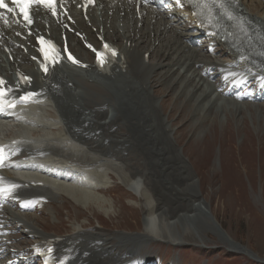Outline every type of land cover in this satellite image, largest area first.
<instances>
[{
  "label": "bare ground",
  "instance_id": "6f19581e",
  "mask_svg": "<svg viewBox=\"0 0 264 264\" xmlns=\"http://www.w3.org/2000/svg\"><path fill=\"white\" fill-rule=\"evenodd\" d=\"M240 4L242 10H244L246 6V9H248L249 11H251V5H255L256 8H259L260 5L261 7H264V5L258 0H240ZM121 12H124L123 19L119 18V14ZM246 13L251 16V21L257 23L261 28H258L257 30L260 37L256 40L262 46V50L256 58L260 64H254L249 61H244L245 63L243 64L239 52H232L230 61L226 60L221 62L229 66L238 67L240 70L245 72L248 70H250L251 72L252 70H255L256 74L262 75L264 74V32L261 25L264 26V23H260V21L255 18L253 13ZM128 14H130V17L128 16ZM165 14L167 15V18H170V16L172 15L173 18L176 19L179 26L183 22H185L195 28L191 17L183 8L172 7V10L165 12ZM259 14L260 16L263 15L264 11H260ZM159 15L161 14L157 12V16ZM105 17H107V15H100L99 17L94 16V18L92 19V23L98 29L100 28V20L104 23V25L107 24L108 29L106 31L104 27H102L100 30L101 34L107 35L106 38L111 42H114L115 40H117V38L120 39L119 43H116V45L125 54V70L121 69L120 64H116L112 66L111 72L108 76L99 72H95L94 68L91 65L93 60L92 55H90V53L86 49L82 48L78 43H76V45H72L71 48L76 54L77 58L85 63L90 62V66L87 69L82 70L74 68H71L69 70L66 68V76H64L63 74L59 75V72L55 73L53 76V80L57 82L58 79H62L61 85L59 86L57 84L56 86H52L48 90L49 93L54 95V99L51 102L47 101L45 107L40 112H38V115L35 116L34 121L32 122V129L29 130L28 128H24V126H21L19 124L11 125L9 122L2 121L0 122V138L5 136H9L11 137V139L20 137V142L22 144L21 150H35L36 154H39L40 159H42L43 161L42 164H40V169L44 172V177H53V172H50L53 165H51L50 167H46L44 165L45 161H49L48 157H51L54 162H60V167L62 169L74 167L85 172L88 179L90 180V183L93 185L95 181L92 180L94 178L91 177H93L94 175L91 176V173H97L102 170V168H106L105 165H109L117 174L115 175V178L122 184L126 185V187L133 192L134 196L140 197V199L144 200L145 198L147 199L148 191L143 187V171H139L140 173L138 174L133 173L134 175H131L128 172L125 173L123 172L124 169L122 157H119L117 155H107L104 152L105 150L101 153H96V146L103 142H106L107 140L105 137H103L102 131L105 130L108 126H117L119 134H122L119 129L124 118L121 115L120 117L116 116L118 115V113L115 114L120 108L123 109V107H121L122 105H120L122 104V102H124L126 107L128 105L127 98H129L131 102H135L137 104L144 102L145 100L143 98H140V94L142 91H144L147 95H151L155 103L157 97L159 99V102L155 105V112H157L161 116L160 120L162 126L165 127V125L162 123V119H164V123L168 128L166 127V132L164 131L167 137L160 139L159 141L160 135L157 132L154 134V138L158 139L159 142L157 140L156 142L159 143V148L160 146L166 145V147L172 150L174 153V148L169 143L176 142L174 140L175 137L173 136L175 132H183L187 128L189 136H191V133L194 130L193 125L196 123L191 122L187 126L181 123L179 126H176L181 121H174L173 123L175 124L174 127L176 129L172 130V127L168 123V120L171 121V116L173 115L174 107L176 105L181 104L184 113L189 110L192 111L193 109L195 117L198 120H202L200 118H204L205 114L209 115L213 113V110L211 109L212 107L216 108L214 114L219 111L223 113H233L237 109L241 110L240 106L244 105L245 107L248 103L239 104L235 101H225V98L217 97L214 92L217 90L219 83H217L215 90H213L212 87H209L208 83L202 78V76L198 75L197 72H195L196 69L193 63L189 61V55L187 56L185 53V49H183L179 45V42L181 43V40L177 37V35L173 32L170 36L165 38L166 34L168 33V30L165 28V24L167 23L165 20H159L158 22L155 20L153 22V29H150L148 27L153 21V18L150 17L146 19L145 27L136 30L131 11H127L126 9L114 10L113 21L116 22L115 24L113 22L105 20ZM159 24H161L162 26L158 27ZM151 31L154 32V35H156V33L158 32V34L160 35L159 42L162 39L166 43L165 47L163 46V43L161 44V46H163V51L166 52L167 50H170V52L174 53V55H176L178 59L174 62H168L166 64V70L164 71V73H162L160 70L158 72H155L158 69L153 65L157 61L154 59L155 53L158 58L159 56H161L163 51L159 50V46H157V49L155 48V45L158 44L156 43L155 38L151 37ZM87 35L89 36L90 40L94 42V39H91V35H94V33L91 34L87 32ZM128 42L130 43V45L127 47ZM169 43H171V47L167 49V44ZM147 51H150V58L153 59V64H147L143 61V54ZM192 53L196 54L195 51ZM164 57L166 59L168 56H162V58ZM2 58L3 55L0 54V71L2 74H7L10 77L8 72L11 69L7 65L2 63ZM16 58L23 61L24 57L16 54ZM88 58H91V60H89ZM179 61H181V65H177L179 64ZM259 67L260 69H258ZM20 68L27 75L34 77L33 85L40 86L38 78H36V71L33 69L31 63L21 64ZM212 74L215 75L214 72ZM227 74L228 73L226 72V75ZM145 83H149L151 88L154 89V92L157 91L160 87L158 96L153 94L150 87L146 86ZM104 85H106L107 88ZM154 85L155 87H153ZM234 86L238 87L235 83L232 84L231 87ZM252 86L253 85H250V87ZM175 87L176 94H174L171 101H168L165 96L168 95ZM256 92L258 98L264 95V85L259 87ZM198 99H205L206 103L202 104L201 107L196 109L197 107L194 104L197 103ZM167 103H169L170 106H167ZM182 103L189 105L184 106ZM148 104L151 106V102H148ZM105 105L106 107L104 108ZM161 105L163 106V108ZM55 107L56 111L54 110ZM111 108H116V111L111 110ZM135 109L140 112V119H144V124H146L148 129L151 130L156 128L157 122L152 120L150 116H146V112H144L142 106L139 105L135 107ZM161 112H164L166 115L162 116ZM148 114H150V112ZM100 116L101 118H99ZM140 119L139 116L136 117L137 122L140 121ZM49 121L51 126L48 124ZM131 121L135 123V121H133L132 119ZM53 128H57V130L52 131ZM227 129H229V126H227ZM117 130L114 131V135L117 133ZM113 134H111L110 137H112ZM147 135H149V133ZM171 136L173 139H171ZM132 137L136 138L137 140H140L142 138L141 135L133 136L127 134L126 144L131 143L130 139ZM112 139L113 137L110 138L108 142ZM144 146L147 145H143L140 149H145ZM159 150V154L160 156H162V148H160ZM91 151H95V153ZM165 152L169 153V150L165 149ZM175 156L176 159L174 161H178L181 163L183 162L182 160L177 159V155ZM108 157L111 159H109ZM20 167L27 166L23 165ZM11 168L12 170H4L5 175L9 180L14 181L15 179L19 178L20 182L24 180V183H29L30 180L33 179L32 176L30 178L23 179L26 176L25 172H16V166H11ZM103 171L105 174V172L110 170L107 166V168L105 170L103 169ZM114 171L112 172L114 173ZM112 172L106 173V176L112 178ZM162 176L161 174H157V177L160 179L158 180L159 182H166V184H168L166 185L168 195L171 194L174 190H177L179 192L175 195H170L169 200L163 198V201L167 202L165 206L161 202L158 203L157 201L155 205H148V212H152L153 214H151V217H148L147 221L144 222L141 234L144 237L150 238L147 240L148 242H150V245L151 241H153L151 239H158L163 243H179L178 239H182L183 236L191 233V230L186 225H183L182 229H180L179 237H177L174 232H172V229L176 227L177 219L181 217L184 218L185 215L177 213L178 217L175 219L174 213L178 212V205H176L175 207L172 205L173 208H171L170 203H176V201L183 200L182 196L183 194L185 195V189H179L178 185H173V183L166 180V178H162ZM41 180L44 181L43 179ZM100 183L102 182H99V185ZM103 183L105 184V179ZM188 185L190 187L196 185V183H193L191 181L190 183H188ZM114 186L119 187L115 184ZM92 187L95 192L75 189L72 191L61 188L63 191L53 193L55 187L52 184H45L43 187H35L33 189L23 188L21 189V192L23 194H36L47 197L48 202L50 203V205H46L48 207H51V205H53V199L61 195H65L66 197H73V200L74 198H76L75 200H77L80 205L83 202L86 203L87 201L93 200L91 198V195L95 196L94 200L98 202L102 201L101 199L97 200L96 194L92 193L103 194L106 189H108V187L106 185ZM81 188L85 187L81 186ZM163 190L160 191L163 192ZM12 195L14 197H18L20 196V193L15 190L12 192ZM153 197L156 198L154 195ZM192 197L194 201L197 200L194 196V193L192 194ZM193 200L191 202H193V204L197 206L198 203L194 202ZM29 203L30 201H27L25 206L28 207ZM10 206L11 204H9L8 208L1 207L0 209V219L3 222L2 224H0V230L2 231V227L8 226L7 231L13 230L12 234L10 235L11 238L16 237L18 240L16 243H11L7 239H0V247L6 246L5 248L0 249V251H4L6 254H8L7 258H14L18 254H22L21 252L24 248V243H27V246L37 240L34 239L31 241L29 240V238H25V236L28 237L30 233L41 236L40 239L63 236L54 233L48 234L43 230L42 226L44 225L41 224V221H39L37 217L33 216V213H20L17 210L10 208ZM199 206L201 207V205ZM168 211L172 212V215L169 218ZM195 217H199L203 220V218L198 215H195ZM165 220L166 222H164ZM33 221L34 224L32 223ZM35 224H39V226L42 227V230L39 229ZM99 227L102 229H89L83 227L81 224H75L73 229H71L70 232L64 235L65 239L63 241V244H65V242L67 241H70V247H72L73 251L68 254L61 255V260L65 264H135L137 260V253L142 254L144 253V251H146L144 242L140 240L142 237L139 236L140 239H137V237H135L134 245L133 239H127L124 235H119L117 232H112V234H118L110 235L112 236V238H110L109 235L100 234H110V232L108 230L103 231L104 227L102 225H99ZM8 234L9 233L7 232L6 236H8ZM62 248L67 249L68 247L66 245H62L59 250H62ZM129 260L131 262H129ZM30 261V259L21 258L16 262L18 264H28L30 263Z\"/></svg>",
  "mask_w": 264,
  "mask_h": 264
},
{
  "label": "rangeland",
  "instance_id": "374dc122",
  "mask_svg": "<svg viewBox=\"0 0 264 264\" xmlns=\"http://www.w3.org/2000/svg\"><path fill=\"white\" fill-rule=\"evenodd\" d=\"M154 59H158L156 53ZM145 84L150 87L153 94L158 96L160 87L154 92L149 83ZM174 94H176V87L165 98L171 101ZM146 95L144 91L140 94V98L145 100L142 102L144 105L131 102L129 98H127V107L124 102L120 104L123 109L117 108L118 111L115 114L118 113L116 116L121 115L124 118L119 129L122 134H119L117 126H108L102 131L103 137L107 140L96 146V153L105 150L107 155L122 157L125 173L134 175L133 173L138 174L143 171V187L148 191V200L145 198L144 201L134 196L126 185L115 178L117 174L109 165L107 166L110 171L104 174L103 169L107 168L105 165L106 168H102L97 173H91V176L94 175L91 178L95 181L93 186H101L99 182L103 183L104 179L106 184L110 181L108 179L110 177L107 176V178L104 175L114 171L110 178L113 179L110 188L103 194H96L97 200L102 201L94 200L95 196L91 195L93 200L80 205L76 198L73 200V197L55 201L63 195L58 196L53 199V205H51L57 219L49 218L43 209L34 213V217L38 216L37 219L44 225L43 230L54 234H66L75 224H81L89 229H102L99 227L102 225L103 231L108 230L110 234L99 232L100 234L109 235L110 238H112L110 235H124L127 239H133L134 245L135 237L140 239V236L146 251L142 254L137 253L135 264H264V130H262L264 106L250 103L242 110L237 109L233 113L219 111L216 114H214L216 108L212 107L213 113L209 115L214 114L213 116L205 114L204 118H200L202 120H198L193 109L184 113L182 105L178 104L174 107L171 121L168 120L172 130L176 129L173 122L178 120L181 122L176 126L181 123L187 126L191 122H196L193 125L194 130L191 136L187 128L183 132H175L173 136L177 139L174 138L176 142L169 143L175 153L164 145L165 147L160 146L164 154L160 156L159 143L156 142L158 139L154 138V134L159 133V141L167 137L165 134L167 125L162 119L165 127L162 126L161 116L155 112L156 103L151 95ZM148 102H151L152 107ZM204 103H206L205 99H198L194 105L198 109ZM139 105L142 106L147 117L150 116L157 122L156 128L148 129L144 119H140V112L135 109ZM167 106L170 104L167 103ZM111 110L116 111V108ZM161 115L166 114L161 112ZM138 116L140 121L137 122ZM116 130L117 133L114 135ZM111 134L114 140L108 142L112 138ZM127 134L141 135L142 138L137 140L132 137L131 143L126 144ZM143 145L147 146L141 150ZM165 149H168L169 153H166ZM91 152L95 153V151ZM174 154L183 162L174 161L176 159ZM157 174L163 175L162 178H166L173 185H178L179 189H185L183 200L170 203L171 208H173L172 205L174 207L178 205V212L174 213L175 219L178 217L177 213L185 215L184 218L177 219L176 227L172 229V232L179 237V231L183 225L191 230V233L178 239L177 245H173L172 242L163 243L158 239H151L153 241L150 245L147 241L150 238L141 234L144 222L153 214L148 212V205H155L157 201L165 206L167 202L163 201V198L169 200L170 195L179 192L174 190L173 194L168 195L166 188L168 184L159 182ZM191 181L196 185L189 187L188 183ZM193 193L197 199L195 201L192 197ZM192 200L198 205H194ZM171 215L172 212H169L168 218ZM35 225L42 230L39 224ZM112 232L118 234H112Z\"/></svg>",
  "mask_w": 264,
  "mask_h": 264
},
{
  "label": "snow or ice",
  "instance_id": "6c2138e0",
  "mask_svg": "<svg viewBox=\"0 0 264 264\" xmlns=\"http://www.w3.org/2000/svg\"><path fill=\"white\" fill-rule=\"evenodd\" d=\"M12 2L15 4L16 8L9 7L5 0H0V8L7 9L8 12H14L16 9H19L20 14L23 16V18L30 24L32 23L31 19V5L36 4H44L47 7H52L51 3H48L47 0H28V2H24V0H12ZM189 4H195L197 7H202L203 9H207L209 13V17L212 15L213 7H219L221 9L225 10V14L228 15L229 19H232V16L230 13L227 12V9L225 7V4L223 0H186ZM177 3H181V0H177ZM41 43H47L50 44V42L41 41ZM107 47V46H106ZM44 52L45 58L47 59L49 56V52L45 51L43 48L41 49ZM51 51H52V58L55 59V56L57 53L55 52V46L51 45ZM113 51V55H114ZM71 58V57H70ZM98 59L103 62V54H98ZM73 62H76L75 60Z\"/></svg>",
  "mask_w": 264,
  "mask_h": 264
}]
</instances>
